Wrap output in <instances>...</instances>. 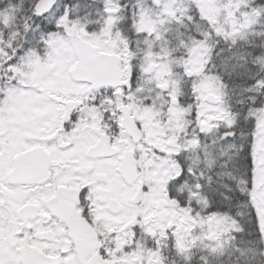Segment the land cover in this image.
<instances>
[{
	"label": "snow or ice",
	"instance_id": "snow-or-ice-1",
	"mask_svg": "<svg viewBox=\"0 0 264 264\" xmlns=\"http://www.w3.org/2000/svg\"><path fill=\"white\" fill-rule=\"evenodd\" d=\"M0 264H264V0H0Z\"/></svg>",
	"mask_w": 264,
	"mask_h": 264
}]
</instances>
